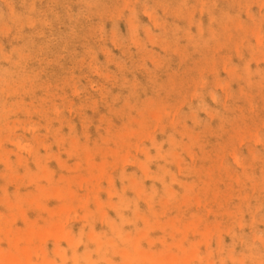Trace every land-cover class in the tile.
<instances>
[{
	"label": "rangeland",
	"instance_id": "374dc122",
	"mask_svg": "<svg viewBox=\"0 0 264 264\" xmlns=\"http://www.w3.org/2000/svg\"><path fill=\"white\" fill-rule=\"evenodd\" d=\"M0 143V264H264V0H0Z\"/></svg>",
	"mask_w": 264,
	"mask_h": 264
},
{
	"label": "bare ground",
	"instance_id": "6f19581e",
	"mask_svg": "<svg viewBox=\"0 0 264 264\" xmlns=\"http://www.w3.org/2000/svg\"><path fill=\"white\" fill-rule=\"evenodd\" d=\"M127 4H128V3H127ZM22 55H23V54H22ZM8 57H9V56H8ZM8 57H7V58H8ZM7 61H8V59H7ZM29 111H30V110H29ZM150 112H151V111H150ZM153 114H154V113H153ZM157 123H158V122H157ZM134 127H135V126H134ZM0 145H1V143H0ZM19 145H21V144H19ZM19 145H18V146H19ZM29 145H30V144H29ZM22 146H23V145H22ZM29 147H30V146H29ZM0 148H1V147H0ZM24 148H25V147H24ZM18 149H19V147H18ZM0 150H1V149H0ZM19 150H20V149H19ZM24 151H25V150H24ZM28 151H29V150H28ZM28 154H29V153H28ZM29 155H30V154H29ZM86 155H87V154H86ZM84 156H85V155H84ZM77 157H78V156H77ZM109 159H110V158H109ZM87 160H88V159H87ZM87 160H86V162H87ZM147 160H149V159H147ZM8 164H9V163H8ZM8 164H7V165H8ZM86 165H88V164H86ZM101 173H102V171H101ZM101 173H100V175H101ZM43 179H44V178H43ZM82 179H83V178H82ZM86 179H87V178H86ZM132 180H133V179H132ZM88 181H89V180H88ZM88 181H87V182H88ZM26 182H27V181H26ZM88 185H89V184H88ZM63 186H64V185H63ZM70 186H71V185H70ZM89 186H90V185H89ZM93 189H94V188H93ZM171 190H172V189H171ZM171 190H170V191H171ZM45 191H46V188H45ZM61 191H62V190H61ZM65 192H67V190H66ZM54 193H55V192H54ZM54 193H53V194H54ZM169 194H170V193H169ZM60 196H61V195H60ZM60 196H59V197H60ZM59 197H58V198H59ZM71 199H72V198H71ZM17 200H18V199H17ZM58 200H59V199H58ZM62 200H65V198H63ZM58 202H60V201H57V203H58ZM61 202H63V201H61ZM61 202H60V203H61ZM37 203H38V201H37ZM10 204H11V203H10ZM16 204H17V202H16ZM11 205H12V204H11ZM79 206H80V205H79ZM79 206H78V207H79ZM25 207H26V206H25ZM78 207H77V208H78ZM55 208H56V207H55ZM77 208H76V209H77ZM21 209H22V208H21ZM25 209H26V208H25ZM59 209H60V207H59ZM19 211H20V210H19ZM22 211H23V210H22ZM69 212H70V210H69ZM72 212H73V211H72ZM50 213H51V212H50ZM58 213H59V211H58ZM52 214H53V213H52ZM70 214H71V213H70ZM62 215H63V211H62ZM66 215H67V214H66ZM71 215H72V214H71ZM22 216H23V215H21V217H22ZM57 216H59V215H57ZM53 217H54V216H53ZM63 217H64V216H63ZM51 218H52V217H51ZM59 218H61V217H59ZM65 218H66V217H65ZM67 218H68V216H67ZM70 218H71V217H70ZM70 218H69V219H70ZM61 220H62V219H61ZM65 220L67 221V219H65ZM29 221H30V220H29ZM53 222H54V221H53ZM55 222H56V221H55ZM57 222H58V221H57ZM49 223H50V222H49ZM51 223H52V222H51ZM60 223H61V222H60ZM45 225H46V224H45ZM45 225H44V226H45ZM57 225H58V224H55L54 226L56 227ZM110 225H112V224H110ZM32 226H34V225L32 224ZM32 226H31V228H32ZM49 226H52V224H51V225L49 224ZM34 227H35V226H34ZM60 227H61V226H60ZM110 227H111V226H110ZM115 227H116V225H115ZM31 228H30V230H32ZM119 228H120V226H119ZM28 229H29V228H27V230H28ZM45 229H47V228H45ZM56 229H57V227H56ZM112 229H113V228L111 227V232H112ZM34 231H35V230H34ZM39 231H40V230H39ZM47 231L51 232V230H49V229H47ZM23 232H24V231H23ZM58 232H59V231H58ZM114 232H115V231H114ZM55 233H56V231H55ZM117 233H118V232H117ZM122 233H123V232H122ZM122 233H121V234H122ZM17 234H18V233H17ZM38 234H39V233H38ZM39 235H40V234H39ZM39 235H38V237H39ZM89 235H90V233H89ZM91 235H92V233H91ZM116 235H117V234H116ZM122 235H123V234H122ZM138 235H139V234H138ZM23 236H24V235H23ZM96 236H97V235H96ZM112 236H113V235H112ZM124 236H125V234H124ZM124 236H123V237H124ZM15 237H16V236H15ZM36 237H37V236H36ZM38 237H37V238H38ZM87 237H88V236H87ZM100 237H101V235H100ZM113 237H114V236H113ZM120 237H121V236H120ZM13 238H14V237H13ZM23 238H24V237H23ZM90 238H91V237H90ZM115 238H117V237H115ZM118 238H119V237H118ZM14 239H15V238H14ZM21 239H22V238H21ZM25 239H27V238H25ZM33 239H35V237H33ZM33 239H31V240H33ZM45 239H46V238H45ZM88 239H89V238H88ZM102 239H103V238H102ZM106 239H108V238H106ZM119 239H121V238H119ZM12 240H13V239H12ZM22 240H23V239H22ZM28 240H29V238H28ZM35 240H39V238H38V239H35ZM35 240H34V241H35ZM91 240H92V239H91ZM104 240H105V238H104ZM117 240H118V239H117ZM122 240H123V238H122ZM130 240H131V239H130ZM80 241H81V240H80ZM107 241H108V240H107ZM107 241H106V242H107ZM111 241H112V240H111ZM111 241H109V242H111ZM127 241H128V240H127ZM12 242H13V241H12ZM19 242H20V241H19ZM19 242H18V243H19ZM93 242H94V241H93ZM97 242H98V241H97ZM106 242H104V243H106ZM114 242H115V241H114ZM18 243H17V244H18ZM24 243H27V241L24 242ZM35 243H36V241H35ZM38 243H39V242H38ZM104 243H103V244H104ZM12 244H13V243H11L10 246H12ZM15 244H16V243H15ZM95 244H96L97 247H98V243H95ZM100 244H101V243H100ZM26 245H27V244H24V246H26ZM34 245H35V244H34ZM38 245H39V244H38ZM40 245H41V244H40ZM106 245H107V244H106ZM108 245H109V244H108ZM112 245H113V247H114V244H111V246H112ZM15 246H16V245H15ZM31 246H32V245H31ZM31 246H30V247H31ZM115 246H116V245H115ZM33 247H34V246H33ZM71 247H72V246H71ZM100 247H101V249H102L103 246H100ZM22 248H23V246L20 247L19 249H22ZM34 248H35V247H34ZM106 248H107V247L105 246V249H106ZM114 248H115V247H114ZM13 249H14V248H13ZM31 249H32V247H31ZM105 249H104V250H105ZM22 250H23V249H22ZM24 250H26V247H25ZM24 250H23V251H24ZM108 250H109V249H108ZM110 250H111V249H110ZM73 251H74V250H73ZM102 251H103V250H102ZM24 252H25V251H24ZM87 252H88V251H87ZM87 252H86V253H87ZM2 253H4V252H2ZM2 253H1V254H2ZM25 253H26V252H25ZM73 253H74V252H73ZM75 253H76V252H75ZM98 253H99V252H98ZM100 253H101V252H100ZM135 253H136V252H135ZM10 254H11V253H10ZM10 254H7L6 256H9ZM14 254H16V253H14ZM27 254H28V252H27ZM78 254H79V253L77 252V255H78ZM88 254H89V253H88ZM88 254H86V255H88ZM101 254H102V253H101ZM4 255H5V254H4ZM22 255H23V253H22ZM24 255H25V254H24ZM28 255H29V254H28ZM28 255H27L26 257H28ZM73 255H74V254H73ZM80 255H82V253H81ZM102 255H103V254H102ZM124 255H125V254H124ZM124 255H123V256H124ZM138 255H139V254H138ZM6 256H5V258H7ZM12 256H13V255L11 254L10 257H8V258H11ZM17 256H18V255H17ZM17 256H16V257H17ZM83 256H85V254H83ZM0 257H2V256L0 255ZM13 257H14V256H13ZM16 257H14L13 259H15ZM75 257H76V256H75ZM80 257H81V256H80ZM80 257H79V259H80ZM101 257H102V256H101ZM103 257H104V256H103ZM121 257H122V256H121ZM8 258H7V259H8ZM18 258H19V257H17L16 259L18 260ZM73 258H74V257H73ZM76 258H77V257H76ZM99 258H100V257H99ZM123 258H124V257H122V259H123ZM13 259L11 258V260H13ZM102 259H104V258H102ZM126 259H127V258H125V259H123V260L125 261V263H126V262L128 263V261H126ZM2 260H3V259H2ZM4 260H5V259H4ZM4 260H3V262H4ZM8 260H9V259H8ZM11 260H10V261H11ZM25 260H26V258H25ZM76 260H77V259H76ZM80 260H81V259H80ZM84 260H86V258H85ZM88 260H89V259H88ZM88 260H86V262H87ZM91 260H92V259H91ZM123 260H122V261H123ZM136 260H138V259L136 258ZM139 260H140V259H139ZM142 260H144V259H142ZM148 260H149V259H148ZM148 260H147V261H148ZM104 261H106V259H105ZM0 262H1V261H0ZM5 262H6V261H5ZM7 262H8V261H7ZM29 262H30V261H29ZM78 262H79V260H78ZM106 262H107V261H106ZM145 262H146V261H145ZM23 263H24V261H23ZM73 263H74V262H73ZM87 263H88V262H87ZM95 263H96V262H95ZM97 263H98V262H97ZM122 263H123V262H122ZM127 263H126V264H127ZM136 263H137V261H136ZM157 263H158V262H157ZM2 264H4V263H2ZM6 264H8V263H6ZM9 264H10V263H9ZM14 264H15V262H14ZM20 264H22V262H21ZM26 264H28V263L26 262ZM75 264H76V263H75ZM79 264H80V262H79ZM88 264H89V263H88ZM108 264H109V263H108ZM132 264H133V263H132ZM148 264H149V263H148ZM158 264H160V263H158Z\"/></svg>",
	"mask_w": 264,
	"mask_h": 264
}]
</instances>
